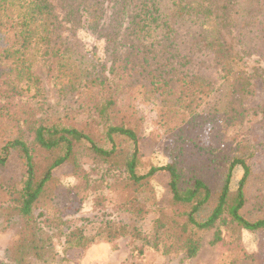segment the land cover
<instances>
[{
    "label": "trees",
    "instance_id": "1",
    "mask_svg": "<svg viewBox=\"0 0 264 264\" xmlns=\"http://www.w3.org/2000/svg\"><path fill=\"white\" fill-rule=\"evenodd\" d=\"M63 24L87 27L102 40L103 59L66 39ZM222 31L264 63V0H0V221L11 233L7 264H29L39 252L54 259L49 230L70 220L57 216L53 172L68 164L71 175L85 177L76 158L81 147L120 163L122 209L130 217L126 223L99 217L93 234L77 227L64 252L142 240L140 222L149 212L157 214L152 246L165 239L161 230L172 233L164 234L171 241L163 252L186 259L198 253L199 234L217 224L264 231V169L255 173L248 165L251 141L224 132L241 121L229 112H236L232 103L245 112L253 77L236 69ZM38 66L60 95L75 97L70 115L46 117L41 79L33 73ZM144 103L153 105L155 126L168 138L170 162L140 173L138 105ZM261 129L257 147L264 152ZM13 158L23 172L18 182L6 174ZM235 168L241 177L232 190ZM159 173L169 177L163 206L145 209ZM220 241L216 230L211 244Z\"/></svg>",
    "mask_w": 264,
    "mask_h": 264
},
{
    "label": "rangeland",
    "instance_id": "2",
    "mask_svg": "<svg viewBox=\"0 0 264 264\" xmlns=\"http://www.w3.org/2000/svg\"><path fill=\"white\" fill-rule=\"evenodd\" d=\"M215 4H218V1H215ZM82 26L84 27L83 24ZM62 28L66 39H77L87 51L103 59L104 43L87 27L77 29L69 24H63ZM221 35L234 58L236 69L253 77V96L243 104L245 112L238 110L234 103L231 105V110L236 112L234 114L229 112V115L240 116L238 119L241 121H234L233 125L228 126L224 132L227 139L251 141L254 149L253 157L248 160V165L253 172L260 173L264 169V152L257 146L263 138L261 127L264 126V63L259 62L254 56L243 54L232 34L222 31ZM33 73L41 79L43 98L40 104L46 117L63 118L70 115L76 106L75 97L70 94L60 95L54 88L53 80L47 77L43 66L36 67ZM31 104L36 108L39 107L36 101ZM254 109L258 110L253 111ZM138 111L142 123L140 131L142 165L139 172L144 173L149 166H165L170 162V157L166 151L168 138L155 126L156 115L153 105L139 104ZM201 143L206 146L210 144L209 125L204 128ZM121 146L128 149V143L125 141ZM76 158L85 171V177L71 175V166L68 164L62 165L53 172V175L59 178L54 199L57 216L62 221L70 220L66 224L52 225V229L49 230L51 248L55 257L51 260L52 258H48L47 254L42 256L39 252V256L29 264H225L229 261L233 264H264V231H239L231 226L225 227V224H217L214 229L199 234L201 244L193 258L186 259L183 253L166 254L163 252V245L168 246L171 240L164 234L172 233L161 230V238L165 239L163 242H158V247L152 246L150 234L157 214L150 212L140 222L144 236L142 240L123 238L114 249L102 243L86 251L71 248L64 252L65 240L69 239L68 234L77 230V227L86 234H93L98 227L94 221L99 217L113 219L120 223L128 222L130 217L124 214L125 211L122 209L120 190L122 191L121 185L125 176L118 168L120 163H106L84 147L77 150ZM7 164V177L18 182L23 174L18 162L13 158ZM240 177V168H235L232 190L235 189ZM168 181L169 177L166 174L159 173L155 176L150 184L153 192V197L150 199L153 202H149V199L144 205L145 209L149 210L156 204L163 206ZM38 213V211L35 212V214ZM80 218L91 220V222L81 221ZM7 228L1 225L0 221V262L4 264L8 263L6 247L11 237V233L6 231ZM216 230L221 234V241L212 245L211 241ZM225 260L226 262L223 263Z\"/></svg>",
    "mask_w": 264,
    "mask_h": 264
}]
</instances>
